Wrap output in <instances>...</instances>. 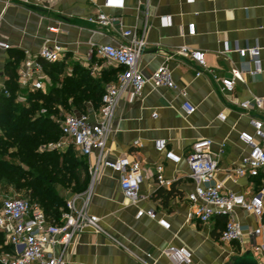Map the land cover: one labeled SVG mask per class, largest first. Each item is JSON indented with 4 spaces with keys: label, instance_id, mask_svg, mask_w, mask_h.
<instances>
[{
    "label": "crops",
    "instance_id": "crops-1",
    "mask_svg": "<svg viewBox=\"0 0 264 264\" xmlns=\"http://www.w3.org/2000/svg\"><path fill=\"white\" fill-rule=\"evenodd\" d=\"M33 3L41 5L36 8L24 5L21 0H0V39L11 45L9 51H0L2 86L8 79L5 68L14 60L12 54L22 55L18 72L29 59L38 56L46 43L59 44L67 50L64 60L70 70L77 62L87 67L85 55L92 43L125 44L126 31H135L146 38L147 47L139 61L144 75L149 77L167 66L177 85V89H169L148 83L139 99L132 100L129 94L121 99L107 141L106 160L127 156L141 164L140 200L136 204L127 201L119 175L101 167L88 212L100 219L102 232L88 228L81 233L66 250V264H171L163 254L170 246L188 247L194 254L193 264H259L250 252L249 243L220 241L224 217L206 224L190 218L188 196L194 192L195 184L189 178L185 158L195 143L211 140L213 151L218 154L220 171L216 180L224 183L226 191L252 197L264 184L263 175L229 177L250 153L240 134L254 132L253 118L264 119V109L247 113L239 106L256 97L264 98V0H33ZM100 13L110 17L112 23L103 27L89 22L90 17ZM190 24H195L194 36L189 35ZM183 46L204 52L206 68L201 69L191 59L179 55ZM253 47L261 49L262 73L245 74L244 82H238L234 91H224L222 80L232 77L233 68L245 71L253 68L249 58L242 59L237 53ZM227 48L232 52L226 53ZM101 61L99 76L110 68L115 70V76L121 73L116 64ZM199 71H203L201 76L197 75ZM186 102L196 108L191 115L183 109ZM221 115L226 117L225 121L220 120ZM160 139L166 140L168 149L183 158L179 165L166 161L157 151L156 141ZM97 158L96 153L88 158L89 168L96 167ZM159 165L164 166L165 178L172 181L170 188L157 183ZM172 187L177 194L166 204L155 197L160 188ZM87 191L80 194L78 207L88 197ZM149 210L156 211V219L137 217L139 211ZM162 219L170 224V230L159 224ZM234 219L251 229L259 226V220L242 209L235 210Z\"/></svg>",
    "mask_w": 264,
    "mask_h": 264
},
{
    "label": "built area",
    "instance_id": "built-area-1",
    "mask_svg": "<svg viewBox=\"0 0 264 264\" xmlns=\"http://www.w3.org/2000/svg\"><path fill=\"white\" fill-rule=\"evenodd\" d=\"M30 7H40L41 4L33 0H21ZM2 16H0V20ZM90 23L106 27L112 19L100 13L90 17ZM51 31H56L51 28ZM189 35L196 33L195 24L188 26ZM126 42L122 45L91 44L86 51L85 62L87 68L94 73L99 68L94 62L106 60L119 66L122 71L118 75L117 83L107 87L99 110L90 109L88 113H75L67 116L61 122L62 136L73 145L76 151L84 157L90 158L95 153L98 155L95 168H89L91 183L86 193L88 197L81 207L77 202L81 195H75L67 201V210L60 223H50L44 210L37 204H32L25 197L6 198L0 209V231L5 236V245L12 247L11 253L0 254V264H66L65 253L67 248L86 229L102 232L100 219L88 212V205L95 178L101 167H106L119 175L121 190L127 201L136 204L140 200V190L143 182L141 164L129 157H122L115 161L106 160L108 137L112 130V123L118 105L124 95L129 94L131 99L142 97L145 87L152 83L156 88L166 87L177 89L172 73L167 66L160 67L151 76L146 77L139 69V61L147 47L145 36H139L135 31L123 33ZM11 45L0 39V51H9ZM232 52L227 48L226 53ZM242 59L249 58L253 64L247 71L239 68L231 70L232 77L222 80L223 90L232 92L238 82H244V75L257 76L262 73L261 49L257 47L240 49L237 51ZM67 54L65 47L59 44L46 43L38 56L29 59L18 71V84L24 91H47L49 77L41 61L48 63L62 62ZM178 54L191 59L196 65L206 68V55L199 50L183 46ZM92 72V73H93ZM203 71L198 72L201 76ZM5 91V86L0 84V93ZM247 113L264 109V98L256 97L244 101L239 105ZM187 115L196 111L189 102L183 105ZM225 121L224 115L220 116ZM251 124L254 132H242L240 140L250 148L241 165L230 172L239 177L260 178L264 180V119L253 118ZM139 145V142H135ZM63 143L47 146L48 149H61ZM43 148H46L45 146ZM156 149L164 155L166 161L179 165L183 158L168 149L166 140L156 141ZM46 150V149H44ZM220 152L223 150L221 148ZM218 154L213 151L211 140H201L192 147V152L185 158L189 168V178L195 184V190L188 196L191 203V219H197L201 224L209 223L216 217L226 219L225 227L221 232L220 241L225 244L249 243L250 252L259 264H264V184L252 197L244 194L226 191L224 183L216 180L219 170ZM157 183L160 187L170 188L172 181L164 176V166L157 167ZM264 183V181H263ZM236 209H242L259 220L255 229L245 227L234 219ZM147 216L156 219L154 210L139 211L138 218ZM159 224L170 230V224L160 220ZM60 249V251H57ZM171 264H193L194 254L186 246H170L164 252Z\"/></svg>",
    "mask_w": 264,
    "mask_h": 264
},
{
    "label": "trees",
    "instance_id": "trees-1",
    "mask_svg": "<svg viewBox=\"0 0 264 264\" xmlns=\"http://www.w3.org/2000/svg\"><path fill=\"white\" fill-rule=\"evenodd\" d=\"M12 58L5 68V91L0 93V197L9 188L23 192L30 203L44 210L50 223H60L68 197L86 192L90 185L89 160L80 154L77 157L73 145L66 151L41 147L59 141V120L64 111L86 114L89 105L99 110L107 87L116 83L118 76L110 68L94 77L80 63H73L71 72L66 73V60L53 64L41 61L50 80L46 93L24 91L18 84L17 72L22 55L15 53ZM176 194L174 187L160 188L155 197L166 204ZM12 251L0 231V253Z\"/></svg>",
    "mask_w": 264,
    "mask_h": 264
},
{
    "label": "rangeland",
    "instance_id": "rangeland-1",
    "mask_svg": "<svg viewBox=\"0 0 264 264\" xmlns=\"http://www.w3.org/2000/svg\"><path fill=\"white\" fill-rule=\"evenodd\" d=\"M78 63V62H77ZM94 64L96 65V67H98V68H100L102 65H103V63H102V61L101 60H97L96 62H94ZM82 65V64H81ZM83 67H85L84 65H83ZM89 69V68H88ZM89 70H91V69H89ZM71 72V70L69 69V68H67V70H66V73H70ZM91 72H93L92 70H91ZM92 75L94 76V77H99V71H95V73L93 72L92 73ZM19 102H21V103H24L25 101L22 99H20L19 100ZM72 102H73V100H72V98L70 97L69 98V104L70 105H72ZM75 112H76V110H74V111H64V113H63V115H62V117L60 118V120H59V123L61 124V122L63 121V119L64 118H66L67 116H69V115H72V114H75ZM57 143H63V146H62V148L61 149H63V151H66L67 149H69L70 148V144L68 143V141H67V139L66 138H64L63 136H61L60 137V139H59V141L57 142ZM46 148H42L41 147V149H48V147L47 146H45ZM76 153V152H75ZM77 154V157H79V153H76ZM80 158V157H79ZM90 183H91V181H90ZM65 192V191H64ZM66 193V192H65ZM4 195V196H3ZM20 197H25L24 196V194H23V192H21V193H17L13 188H9L8 189V191H6L5 190V192H3L2 194H1V197H0V205L2 204V201H3V199H5V198H20ZM71 198H73V195L72 196H69L68 197V200H70ZM0 254H2V253H0ZM9 254V253H8ZM12 254V253H11Z\"/></svg>",
    "mask_w": 264,
    "mask_h": 264
}]
</instances>
